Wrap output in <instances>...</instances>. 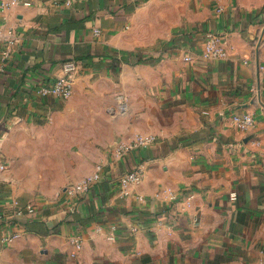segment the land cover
Returning <instances> with one entry per match:
<instances>
[{
	"label": "crops",
	"instance_id": "0c3cea01",
	"mask_svg": "<svg viewBox=\"0 0 264 264\" xmlns=\"http://www.w3.org/2000/svg\"><path fill=\"white\" fill-rule=\"evenodd\" d=\"M30 1L0 0V264H264V0Z\"/></svg>",
	"mask_w": 264,
	"mask_h": 264
},
{
	"label": "built area",
	"instance_id": "2783aa9c",
	"mask_svg": "<svg viewBox=\"0 0 264 264\" xmlns=\"http://www.w3.org/2000/svg\"><path fill=\"white\" fill-rule=\"evenodd\" d=\"M72 0H65V4H71ZM10 4L21 3L24 5H30L32 2L30 0H10ZM222 9L219 7L217 11L220 12ZM94 33L98 34L99 29L95 28ZM203 54L207 59L213 58H222L226 56L227 51L225 47L224 38L215 33L207 32L206 39L203 46ZM185 60H190L189 55L184 56ZM63 73L59 75L50 85L42 86L38 89L40 94L53 93L56 96L67 99L71 96L73 90V82L75 75L78 70V63L75 59H67L63 62L62 65ZM234 124L237 129L246 131L254 125V118L252 114L243 113L235 115L233 117ZM154 138L152 136H137L129 144L122 145V150L133 149L139 146H147L152 142ZM2 167V166H1ZM104 166L99 163L95 166L94 171L82 178L77 182H73L67 186V193L71 196H80L82 193L88 191L92 184L98 182L102 179ZM140 171L138 169H131L123 173L120 177V183L126 185L132 182H138L140 179ZM234 197V196H233ZM16 208V214L20 216H32L36 213L37 209L32 204H27L25 206H18ZM132 232L136 231V227L130 228ZM17 236V233H14L9 236H5L3 239L5 241H10L13 237ZM75 244H79L75 240Z\"/></svg>",
	"mask_w": 264,
	"mask_h": 264
}]
</instances>
